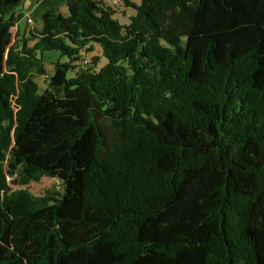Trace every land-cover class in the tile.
<instances>
[{"label":"trees","instance_id":"trees-1","mask_svg":"<svg viewBox=\"0 0 264 264\" xmlns=\"http://www.w3.org/2000/svg\"><path fill=\"white\" fill-rule=\"evenodd\" d=\"M24 1L0 0V264H264V0H121L125 25L37 0L13 35ZM42 177L60 194L9 187Z\"/></svg>","mask_w":264,"mask_h":264},{"label":"rangeland","instance_id":"rangeland-1","mask_svg":"<svg viewBox=\"0 0 264 264\" xmlns=\"http://www.w3.org/2000/svg\"><path fill=\"white\" fill-rule=\"evenodd\" d=\"M103 3L108 2V0H101ZM130 2H133L135 4H139V0H129ZM37 0H29V3L24 2L22 5V7H17L18 10L15 11V13L10 14L8 16L5 17V19L8 22H12L14 23V27L11 28V32L14 35L17 30L22 31V30H27V23L26 20L27 18H30L32 20V25L30 27L32 28H38L40 26V22L39 20L32 14V10H33V6L36 4ZM112 8H114V15L113 18H115L120 24L125 25L128 23V19L129 16L133 15L134 12L132 9H130L129 7H126L124 3H122V1L120 0L119 3L113 4L110 3ZM21 12L24 16L23 18H21L19 21H15L14 18L16 17V14ZM61 12L63 14L66 13V9L64 7H61ZM29 28V27H28ZM93 56H98L100 57V62L98 65V68L102 65H104L105 60L101 57V53L100 50L97 46H94L93 51L86 53H83V60H85L86 62H89L90 58H92ZM56 56L52 55V54H48L45 57V70L47 75L49 76L52 73V69H53V62L55 60ZM71 74V72L68 73V76ZM34 81L37 83L38 87H39V92H43L46 88H47V77L46 76H35ZM9 180V187L11 188L12 191L17 190V189H25L26 191H28L30 194H32L33 196H37V197H42V196H46L47 191H55L56 194H60L61 192V186L59 184V182L56 179H51L48 177H42L40 179V181L38 182H31L26 186H19V185H14L11 183L10 178ZM57 197V195H55Z\"/></svg>","mask_w":264,"mask_h":264},{"label":"built area","instance_id":"built-area-1","mask_svg":"<svg viewBox=\"0 0 264 264\" xmlns=\"http://www.w3.org/2000/svg\"><path fill=\"white\" fill-rule=\"evenodd\" d=\"M119 1L120 0H108L109 3H113V4H116V5L119 3ZM26 23H27V26L29 28H32V27H30L32 25V20L30 18H27Z\"/></svg>","mask_w":264,"mask_h":264},{"label":"crops","instance_id":"crops-1","mask_svg":"<svg viewBox=\"0 0 264 264\" xmlns=\"http://www.w3.org/2000/svg\"><path fill=\"white\" fill-rule=\"evenodd\" d=\"M24 2H27V3H29V0H26V1H24ZM24 2H23V3H24ZM22 5H25V4H22ZM22 5H21L20 7H22Z\"/></svg>","mask_w":264,"mask_h":264}]
</instances>
